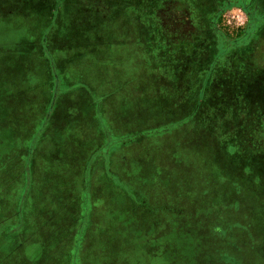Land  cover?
I'll return each instance as SVG.
<instances>
[{"label":"rangeland","instance_id":"1","mask_svg":"<svg viewBox=\"0 0 264 264\" xmlns=\"http://www.w3.org/2000/svg\"><path fill=\"white\" fill-rule=\"evenodd\" d=\"M144 1L154 9H141ZM158 1L0 0L7 18L17 6L30 16L0 23V263L12 252L6 245L9 229L38 212L53 217L41 221L42 230L22 249L32 264L44 258L47 264H82L88 254L95 264H110L112 256L99 254L107 232L110 245L121 238L119 264H264V81L252 88L248 76L255 70L264 75V14L256 18L238 6L247 12L248 23L235 32L222 21L232 3L200 18L188 9L193 0H169L165 25L174 22V30L185 34L183 55L168 58L178 62V77L154 67L158 43L153 46L155 37L145 22L162 15L159 10L154 14ZM213 17L215 30L207 20ZM157 27L153 31L158 34ZM35 40L61 49L53 57L64 82L51 123L32 152L37 133L31 128H41L55 88L47 62L38 61ZM87 40L92 43L78 44ZM207 42H212L209 49ZM22 59L36 62L37 84L22 82ZM241 66L247 73L238 75L246 86L242 99L248 111L260 115L258 122H247L245 145L253 151L244 155L230 136L234 124L223 127L224 117L213 109L214 97L230 94L220 92L217 80ZM79 80L113 95L101 104L107 105L101 121L115 130L110 155H117L116 164L110 168L119 173L114 179L122 177L121 188L99 173L92 190L79 191L83 154L105 141L98 117L90 116L92 105L79 99L69 103L83 89L65 92L66 83ZM161 80L167 85L160 86ZM177 80L184 88L179 100L172 93ZM71 105L81 109L77 117ZM27 149L33 153L30 159ZM71 192L79 193V199L66 204ZM77 208H82L81 219L94 216L96 230L82 221L73 244L61 245L68 226L80 219L71 220ZM178 208L185 211L172 212ZM113 224L119 229L111 230Z\"/></svg>","mask_w":264,"mask_h":264},{"label":"crops","instance_id":"2","mask_svg":"<svg viewBox=\"0 0 264 264\" xmlns=\"http://www.w3.org/2000/svg\"><path fill=\"white\" fill-rule=\"evenodd\" d=\"M52 1L54 2V0H49V2ZM168 1L169 0H160L158 1V6L156 7V10L161 11L162 15L161 16H157V22L158 24L161 26L160 28V32L157 34L155 33L153 30V27L151 26V24H149L148 22H145V26L147 27V29L150 30L151 34L153 35V38H151V40H155V44L153 43V46L158 45L156 47H158V52L156 54V61L154 64V67H156V70H159L160 67L161 68H165L166 70L170 69V71H172V66L173 68L176 67L174 64H178V63H172L170 64V56L176 55L178 56L179 54L177 52H182L184 51V47H185V34L183 33H179V29L176 28L174 30V22L171 23H166L165 25V21L166 18L164 16L166 10H168ZM232 1V2H231ZM210 2V7L215 8L216 10H219L221 8H225L226 5H228L229 3L234 4V7L231 8L229 11H227V13L223 14V25L225 26H230V29L234 30L235 29H239L240 32H242L246 25H247V21H248V17H247V12L243 11L241 9H236L238 8V6H245L246 8H248L250 11H252L253 13H255L256 18L261 17L260 15L263 13L264 14V0H250V4H243V1H236V0H218L216 1L215 5L212 3V0H209ZM229 2V3H228ZM234 2V3H233ZM85 3V1L81 2V4ZM241 4V5H238ZM18 7V6H17ZM15 7V8H17ZM179 7V6H177ZM14 8V14H12L10 17L12 19L7 18V15H9L8 11H6L2 6H0V23H2V20L4 21L9 20V21H13L15 20V17H19L21 16V18H30V16H28V13L25 12L24 9L22 8H17V10ZM235 8V9H234ZM243 8V7H242ZM141 9H142V3H141ZM16 10V11H15ZM19 11V12H18ZM165 11V12H164ZM12 12V13H13ZM18 16H15L17 15ZM30 15V14H29ZM263 16V15H262ZM145 17V16H144ZM234 18H237L235 20H233ZM16 18V19H17ZM180 21H183L182 17H179ZM176 19V25L179 19ZM146 20V18H145ZM212 21V18H210V22ZM56 20H52L51 22V26H55ZM168 22V21H167ZM54 23V24H53ZM50 25V24H49ZM50 26V28H51ZM215 30V27L212 29ZM236 32V31H235ZM216 33L215 32H211L210 33V39L212 40V42L215 41V43L217 44V37H216ZM192 39H194V35L191 36ZM59 39V38H57ZM31 41V40H30ZM36 41V40H35ZM98 43H104L105 41H97ZM210 42L208 44V49L211 45ZM38 43H40L39 41H36V44L38 45ZM92 42L87 40L84 42H79L78 44H82V45H89ZM55 44V43H54ZM54 44H51L48 46V44L46 45V41H44V45L39 44L38 47V61L41 62L40 60L43 59L47 62L48 66L50 67V72L53 75L52 79H53V83L55 88L52 90V94H53V101L52 104L50 105L49 108V112L47 113V115H45V119L43 120V124L41 126V128H39L38 132H35V126H33L31 128V132L32 134L36 135L37 133V138L33 144L32 150L35 149V146L37 144V139L43 134H45V130L47 128V126L51 123V118H52V112L56 103V98L58 97V94L60 93V91H62L61 89V83L64 82L61 79V76L59 75L60 72H58V67L57 64L55 63L54 57H53V51H58L61 49H57L58 46H54ZM215 44V47L217 46ZM32 45V44H31ZM22 51V49L20 50ZM33 53V52H32ZM183 55V52L181 53ZM155 61V60H154ZM21 66L22 68V72H21V80L24 83V85L27 84H37V71H36V62L35 63H31L30 61H25V59H22L21 62ZM170 64V65H169ZM157 67H159L157 69ZM178 67V66H177ZM173 72H175L173 70ZM49 77V75H48ZM164 80V79H163ZM87 81V80H86ZM162 81V80H161ZM163 82V83H162ZM160 82V86L162 85H167L165 83V81ZM176 84L173 86V89H176L178 87V80L175 82ZM66 85H68V88H66L64 91L65 92H70L72 90H77V89H83L81 95L79 96H73L74 99L70 100L69 103H74V102H82L83 104H87L88 106L91 104L92 107V113H90V116H97L98 117V122H99V128L100 130H102L104 136H105V141L104 143H102L101 145H99L97 147V149L93 150V148H91V150L88 151V153L83 154V158H82V165H81V177L79 178L80 184H81V188L79 191H90L92 190L91 186L93 184H95V179L97 177V175L99 173H102L104 178L109 181V184H113L116 185V188H121L120 183H121V179L122 177L120 176L117 179H114L116 176H118L119 173H115L116 171H113V169L115 170V168H110L111 164H113V166L116 164V154H112L110 155V149L111 146L115 143V141L112 138V132H113V128L110 126L106 127L102 125V117H103V112L102 110L104 109V105L103 107L101 106V104L103 102H106L107 100H110L112 93L109 91H101V93L98 92V88H94L93 86H88V83H86L85 81H73L71 83H66ZM29 91V90H28ZM172 93L175 94V96H177L178 93H176L175 91H173ZM174 96V95H172ZM178 100L179 97L177 96ZM79 99V100H78ZM183 99V98H181ZM180 99V100H181ZM185 99V98H184ZM78 100V101H77ZM178 100L175 102L176 104H178ZM184 101V100H183ZM78 102V103H80ZM69 110L71 111V113L73 115H75L77 117L78 113L81 112V109L79 107L76 106H70ZM106 116H108V113H106ZM104 114V115H105ZM71 116V115H69ZM97 122V123H98ZM101 122V124H100ZM61 130V127H59L57 130ZM37 131V130H36ZM115 131V130H114ZM89 134V132H85V136L87 137V135ZM63 137V136H62ZM60 142V141H59ZM55 143V142H54ZM57 145V143H55ZM30 150H26L24 152L25 157H27V159H30L33 155L32 152H34V150L29 154ZM30 156V158H29ZM119 160V158H118ZM123 161L125 160V158L122 159ZM261 160V159H258ZM25 173L29 174L30 180H31V171L30 168H26ZM122 191V190H121ZM97 194V193H96ZM79 199V193L78 194H74L73 192H71L67 198L68 202L66 204H71V201L73 200V203L76 202ZM180 209V212H184L185 210L182 208H178L176 210H173L172 212H176ZM82 210V208H77L76 210H74V212L71 214V220H75V218H80L79 212ZM42 213H38L35 212L32 215H28L26 217V219L24 220L22 217L19 219L18 223H14L15 226L11 227L9 229V231L7 232V238L8 241L6 242V245H11L12 246V252L10 256H6L5 261L7 260L9 262V264H32L29 263V259L31 258L29 255H27L26 252H23L22 249L25 245V243L29 242V240L32 238L33 235H35L36 233L39 232V230H42L43 227V223L41 221H46L47 220H51L50 218L53 217V215H45V217H43L41 215ZM184 214V213H183ZM91 218V219H90ZM86 217L84 220L81 219H77V221L74 223H71L70 225L74 224L73 226L69 227L68 226V233L66 234V236L64 237V239L60 242L61 245H63V243L67 244L68 241H70L72 243L71 237L75 236L76 233L79 231V227L82 226V224L85 221L86 223L88 222V226L90 227L92 224L94 225V216L92 215L91 217ZM23 219V220H22ZM80 221V222H79ZM79 222V223H77ZM34 224V233L31 234V229H32V225ZM69 224V223H68ZM67 224V225H68ZM64 225V223H63ZM61 223V227L63 226ZM114 225V224H113ZM116 227H118L119 229V225L115 224ZM114 225V227L112 226L111 230H113L114 228H116ZM67 229V228H65ZM93 232L96 230L95 229V225L93 227ZM2 233V232H1ZM0 233V237H2ZM108 233L107 232L105 235H103V245L99 247V254L106 256L108 258H110V256H112V261L110 264H119V260H118V254L120 255L121 249H120V245H121V238L120 241L116 240L113 242V245H110L109 239H108ZM120 236V235H119ZM253 239V238H252ZM256 241V240H254ZM119 243V244H118ZM42 244L44 245V243L42 242ZM73 244V243H72ZM116 244L119 245L118 248H115L117 246H115ZM66 246V245H65ZM114 246V247H113ZM132 246V244L128 243V246L126 248H130ZM60 248V247H58ZM98 253V252H97ZM4 262H1L0 264H6ZM96 259L94 257L90 258L89 254L87 255L86 258H84V260L82 261V264H95ZM39 264H47V261L44 259H42V261L39 262ZM74 264V263H71Z\"/></svg>","mask_w":264,"mask_h":264},{"label":"trees","instance_id":"3","mask_svg":"<svg viewBox=\"0 0 264 264\" xmlns=\"http://www.w3.org/2000/svg\"><path fill=\"white\" fill-rule=\"evenodd\" d=\"M142 9H144L145 11H150L149 9H154V7H151L147 2L144 1V2H142ZM188 9H190V11L194 12L196 15L198 14V16L200 18L201 17H207L211 12L214 13V10L216 11L215 8L210 7L209 0H197V1L193 0L192 3H189ZM154 14L155 15L157 14L156 9H155ZM153 18H154V16L153 17L151 16L150 17L151 23L150 22H148V23L151 24L153 29H154V26L157 25L159 27V30H160L161 26L159 24H157V16L154 19L155 22L152 21ZM207 20L210 23V26L212 27V29L215 27V24L218 21L215 17L212 18L211 22H210V18H208ZM208 31H209V29H208ZM204 32H205V30H204ZM206 33H208V32H206ZM204 36H205L204 38H207V40H208V35L205 34ZM206 44H208V42ZM170 64H172V63H170ZM183 64L185 65L184 62H183ZM174 65L176 67L173 68V66H172V69L177 74L179 71V69L177 68L178 64H174ZM188 65H190V64H188ZM237 67L238 66H235V67L232 66L233 69H235ZM241 67L243 70L240 69L239 72H237V73H235L234 70H232L230 72H227V74H225V76L222 78V80L221 79L217 80L219 85H220L219 86V88L221 89L220 92L222 90H225V91L227 90V91H229L228 93H230L228 95L229 96L231 95V97L229 98L228 95H224V94L218 95L216 98L214 97L213 109L215 110L216 114H219L220 116L224 117L223 123H222L223 127H225L229 121H231L234 124V129H233V132H230V136H232L233 141L238 143L237 144V147L239 148L238 153L241 155H244V153L248 154V153L253 151V149L252 150H251V148L248 149V147L245 145L246 136H245L244 132L249 127L247 122H253V123L258 122V118L260 117V115H258L257 113L255 114L254 112L248 111V108L246 107L247 103L245 100L243 101V99H242V96H241L243 94L242 89H245L246 86H244V81H240L242 83V85L238 82V80H239L238 75L240 73H244V75L246 74V76H247V73L245 72L243 66H241ZM233 73H235V74H233ZM249 73H251L248 75L249 76V86L252 85L251 87L255 88L257 86L256 84H258V85L262 84V82L264 81V75L263 76L260 75L261 72H258L255 70V71H250ZM183 75H184V73H182V76ZM177 76H178V74H177ZM235 79H237V80H235ZM240 80H242V79H240ZM180 87L178 84V87L176 89H174L173 91H176L177 93H179V89L181 91H183L184 88L181 89ZM215 91H218V90L215 88ZM222 99H224V100H222ZM252 101L254 104H256L258 102V100H255V98ZM246 117H247V119H246ZM234 131H235V134H234ZM238 132H240V134ZM256 157H257L256 159H260L258 155Z\"/></svg>","mask_w":264,"mask_h":264},{"label":"built area","instance_id":"4","mask_svg":"<svg viewBox=\"0 0 264 264\" xmlns=\"http://www.w3.org/2000/svg\"><path fill=\"white\" fill-rule=\"evenodd\" d=\"M235 19H237V18H234V17H233V20H235Z\"/></svg>","mask_w":264,"mask_h":264}]
</instances>
